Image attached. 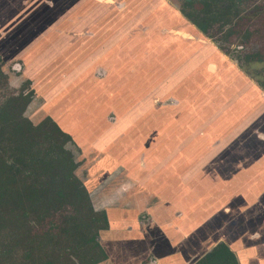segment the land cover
<instances>
[{
    "label": "rangeland",
    "instance_id": "obj_1",
    "mask_svg": "<svg viewBox=\"0 0 264 264\" xmlns=\"http://www.w3.org/2000/svg\"><path fill=\"white\" fill-rule=\"evenodd\" d=\"M12 1L0 0V58L9 86L16 91L24 88L30 94L31 100L24 115L35 124L51 118L72 136L67 148L74 152L76 175L83 182L95 209L103 210L107 205L111 207L107 208L110 212L109 209L134 205L129 208L131 215L124 221L121 213L115 223L111 225L109 221V227L100 232V241L108 255L105 261L110 262L99 264L122 262L128 254L127 258L145 256L142 264H149L161 254L162 243L159 241L168 238L171 242L183 236L182 211L188 213L191 223L189 236L194 237L190 241V246L195 249L191 256L192 252L194 255L204 251L203 247L200 250L195 244H203L208 237L205 230L219 226L228 215L222 210L224 216L216 215L217 219L213 217L207 225H199L204 216L212 217L219 206L216 202L222 193L213 194V191L220 185L209 180L198 182V178L203 177L198 176L196 166H192V158L197 157L195 149L189 154L181 153V148L179 152L173 151L172 164L159 167L157 174H152L155 169L153 161L157 159L158 163L167 152H156L160 153L157 156L153 150H148V145L139 137L152 142L156 138L149 133L136 134L133 128L148 129L151 109L164 110L165 104L181 106L185 97L196 95L202 113L209 112L208 116L212 115L214 119H210L215 123L211 129L206 127L207 134L203 140L188 136L191 138L187 137L186 142H191V145L187 147L191 148L197 142L207 146L221 134V130L227 129L228 123L235 120L236 116L232 115L219 122L217 115L236 114L231 107L225 109V106L230 98L235 100L239 90L248 91L243 94H249V97L248 100L239 98L235 102L238 105L235 111L241 114L249 110L247 114L251 120V111L255 107L251 98L259 99V94L264 93V0H248L241 6L242 19L236 27L238 33L223 42L231 47V56L234 57L223 53L213 40L182 15L181 8L187 0H124L125 8L107 6L96 0H46L38 11L40 23L28 22L27 18L33 15L28 17L26 14L21 22H17L23 12L20 7L5 5ZM107 1L122 3V0ZM200 8L202 16H205L208 12L206 6L200 4ZM135 16L141 21H133ZM180 19L187 20L191 30L196 32L191 34L193 41L177 36V32H181ZM212 20L214 32L218 33V21ZM140 24L143 28L137 30ZM39 25V31L45 30V38L35 37ZM249 26L254 32L246 40L245 29ZM52 30L55 31V39L48 38L53 35ZM161 34L166 36L161 37ZM123 36L125 40L120 41ZM164 40L168 41L170 48L182 45L187 48L171 50L173 53L167 57L165 54L159 66H140L141 54L149 48L148 41L156 43L157 47L163 44L166 48ZM177 40L180 41L178 44ZM239 41L244 45H237ZM202 46L207 57L205 66H195L196 63L201 65L202 61L196 56L198 52L193 54L192 51ZM164 52L166 49L161 54ZM239 54L242 58H238ZM184 62L189 66H181ZM247 85L250 90L245 88ZM31 90L34 94L29 93ZM183 135H171L173 142H181ZM227 138L232 142L227 152H233L238 158L255 156L264 144L247 135ZM246 143L249 146L247 150L243 145ZM185 156L190 162L189 167L181 164ZM184 174L189 175L185 177L186 181ZM129 183L133 185L129 192L141 196L123 205L118 198L126 190L123 186L128 187ZM160 184H166L163 187L166 191L155 194L161 191L157 190ZM221 200L233 207L228 203L229 198ZM231 204L237 210L232 218H238V226L253 225L256 228L262 224L263 214H256V209L245 206L244 199L237 198ZM170 209L179 215L174 220L169 215ZM216 220L218 223L214 224ZM166 223L171 225L170 231ZM127 225L132 230L129 231ZM158 226L164 228L159 229ZM118 230L121 231L118 233ZM205 256L196 264H200Z\"/></svg>",
    "mask_w": 264,
    "mask_h": 264
},
{
    "label": "trees",
    "instance_id": "obj_2",
    "mask_svg": "<svg viewBox=\"0 0 264 264\" xmlns=\"http://www.w3.org/2000/svg\"><path fill=\"white\" fill-rule=\"evenodd\" d=\"M246 1L187 0L181 13L231 56V47L223 42L238 33ZM200 4L208 10L205 16ZM212 19L218 21V33ZM252 31L250 26L245 29L246 40ZM1 62L0 58V264L105 261L108 255L99 236L110 220L105 210L94 208L76 175L75 155L67 148L72 136L51 118L35 124L24 115L30 94L9 86ZM200 264L240 263L222 242Z\"/></svg>",
    "mask_w": 264,
    "mask_h": 264
},
{
    "label": "crops",
    "instance_id": "obj_3",
    "mask_svg": "<svg viewBox=\"0 0 264 264\" xmlns=\"http://www.w3.org/2000/svg\"><path fill=\"white\" fill-rule=\"evenodd\" d=\"M14 1H18V2H14ZM45 1L46 0H13L10 3H5V5L13 6V8L14 7L22 8L21 10L23 12L22 13L23 16L21 17V19L16 20L17 22H21L26 14L28 17L33 15L32 17L27 18L28 22L30 21L32 23L35 22L40 23L38 11L40 10V6H43L42 4L45 3ZM96 1L100 3H105V5L111 7L117 6L119 8L121 6L122 7L124 6L125 8L126 6V2L124 0H122V3H120L119 1H118L119 3H116L115 1H113V3L109 1L106 2V0H96ZM11 11L12 13L14 12L13 9ZM31 12L33 14H31ZM180 18L185 19L182 16H180ZM132 20L137 22L141 21L140 19H138L137 16H135L134 19L132 18ZM188 23L189 22H187V20H181V24H180L181 32L196 34V32L191 30ZM39 28H41L40 25L37 26V30L35 31L37 32L36 34L37 36L35 37L45 38L46 37V36L44 37L45 30L39 31L38 30ZM140 28H143L141 24L137 26V30H140ZM156 28L158 29L157 26ZM52 32L53 35L52 36L49 35L48 38L55 39L56 37V34L54 33L55 31L52 30ZM164 36L166 35L161 34V37ZM177 36L187 41H193L194 39V38L184 37L180 34H178ZM179 37L178 39L180 40ZM121 40H125L124 36L120 39V41ZM179 40H177V44L180 42ZM148 42H150L148 43L149 48L147 51L142 52L141 54L142 58L139 61L140 66H153V65L159 66V63H162L164 61L162 57L165 54L167 57L169 56L168 55L169 53H173V51L171 50L187 48V47H183L182 45L183 43L180 44L182 46H178L181 48L178 47L170 48L168 46V41L166 40H164V45L166 48H163L162 43L161 46L157 47L156 43H154L156 44L154 45L152 41H148ZM43 45H44V41H43ZM163 49H166V52L161 54ZM192 52L193 54L194 52L195 53L198 52L196 56H198L200 62L202 61L201 65L196 63L195 66H205L207 57L203 50V46L196 48ZM189 53L190 52L188 51L187 54ZM171 61L173 63V60ZM184 63L185 64H182L181 66H189L186 62ZM243 77H245V75H243ZM139 78H141L140 74H139ZM245 88L250 90L249 85L245 86ZM238 92L241 93L238 94ZM238 92H236L235 100L233 101V98H230L228 104L225 106V109L231 107V109H233L236 114L228 115L227 113H225V117L223 115L220 117L217 115V118H220L219 122H222L223 118L227 119L228 116H232V115L233 117L234 115L236 116L235 120L231 121L232 123L231 122L228 123L227 125L229 126L227 127V129L221 130L220 131L221 134L218 137H214V139H212V141L209 144H207V146L204 145V143L202 144L197 142V143H193V146L191 148L187 147L191 145V142H186L187 141L186 138L188 136H195L194 139L203 140V137H205V134H207L206 127L211 129L213 124L215 123L214 120H211L212 118L214 119V117L212 115L208 116L209 112L205 111L202 113L198 105L200 104V100L196 99L197 98L196 95L185 97V99L182 100L181 106L176 105L174 107L173 105L165 104L164 110L161 108L151 109L152 113L148 115L149 130L144 128L141 129L142 127H138V129L142 131L140 132L139 130H137L136 127L133 128L136 134L137 132H139L140 134L149 133V135H152V137L156 138L154 141L157 140V142L154 141L152 142L147 138L141 136L139 137L142 143L148 145V150H153L157 156H159L160 153H156V152H160V151L167 152L158 163H157V159L153 161V165H154L153 168L155 169L152 171V174L156 175L159 167L172 164L174 160V155L172 153L173 151L179 152L180 151L179 148H181V153L189 154L191 150L195 149L197 153V157L192 158L191 161L192 166L195 165L196 166L195 168L198 170L197 171L198 176L203 177V178H198V182L206 183V181L208 182L209 180L210 182H216L220 185V187L216 186L213 192V194L222 193V196H219L216 202L219 204V206L215 208L212 217L204 216L203 222L202 223L199 222V225L201 224H203V226L207 225V223L210 220H212L213 217H216L217 219L216 215L224 216V214L221 212L222 210L224 211V213L228 214L222 220L219 217L218 221L220 222L221 220L219 226L214 227L213 229L210 230H205L207 231L206 236H208L206 237V241L204 239L203 244L201 243L198 245L195 244L197 247H199L200 250L203 247L204 251H199L194 255H193L194 252H192V256H191V251L195 249L190 246V241L194 237L189 236L190 234L189 227L191 226V223L189 220L188 213L187 211L185 213L184 211H182L181 219L184 225L181 228V230L183 232V236L176 237L171 242H169L168 238H166L165 241H159V243H162L160 245V247H162L161 254L155 256L152 259V261L149 262V264H196L198 259H201L209 251H211L217 244H220L222 242H225L235 252L240 264H264V144L262 145L263 147H261L257 151L255 156L250 155L244 158L243 157L238 158L236 157V155H234L233 152L231 153L227 152L228 145L232 143L228 141L227 137H232V136L239 137V136L247 135L249 138L251 137L252 140H258L261 143H264V93H262V95L259 94L261 96V98L259 99L258 98L255 99L254 96L253 98H251V100H253V103L255 104V107L251 111L252 112L251 115L253 117H251L250 120V116H248L247 114L249 110L246 112H242L241 114H239V111H235L236 108L238 107V105L235 102L238 101L239 98H244V100L246 99L248 100L249 97V94L245 96V94L248 93V91L246 90H239ZM155 105L156 107H158L157 103ZM220 106H222V104ZM210 117L212 118L210 119ZM208 121L209 124H207ZM202 125H207V126L202 127ZM186 126H187V130H185ZM180 133L182 135L184 134L183 138L181 139V142L178 143L173 142V138L171 137V135L180 134ZM189 138L191 137H188V139ZM243 145H246V150H247L249 147L248 143ZM235 149H237V145ZM221 154L227 157L223 158ZM186 156L182 157L181 164L182 165L186 164L189 167L190 162H187ZM154 162H156L157 164L155 165ZM143 166H145V164ZM187 173L188 172L185 171V174ZM185 174L183 175L184 178L185 177L188 178L189 175H185ZM187 178H185L184 180L186 181ZM118 184L121 185L120 183ZM165 185L166 184H160V186L162 187L159 186L157 190L160 189L161 191L155 194L166 191L163 188ZM128 187L129 189L127 191ZM128 187L123 186V188H125L126 190L123 191L122 196H119L118 198V200L121 201L123 205L130 204L133 198L137 200V198L139 199V197L141 196V195H137L136 193L129 192V190L133 188V185H130L129 183ZM221 198H223L224 200L229 198L228 203L230 206L233 207L227 206L226 201L221 200ZM237 198L244 199L246 201L245 206L253 207L254 209H256L255 211L256 214L257 213L263 214V216L261 217L262 224H260V226L254 228L252 227L253 225L250 227H248L247 225H242V226L237 225L236 222L238 221V218H236L235 220L234 218H232L234 214H237V210H235L236 208H234V205L231 204V201L232 200L235 201L237 200ZM133 206L134 205H132L131 203L130 206L128 207H123L121 209L116 208L114 210L109 209L110 212H108L107 208H111V207L104 205L103 210L107 212L110 223L112 225L117 221L121 213H123L121 214L123 221L125 220V218H127L128 215H131L129 208ZM245 206L243 205L244 207L243 209H245ZM173 214H174V210L170 209L169 215L172 216L171 219L174 220L175 216H179L178 213H175L174 215ZM218 221L216 220L214 224L218 223ZM165 225L166 227L169 228L168 231H170L171 225H169L168 223H166ZM126 227L128 229L129 226L127 225ZM158 228L162 229L164 227L161 228L158 226ZM177 229H179V227ZM128 230L130 231L132 229L129 228ZM163 230L165 231V235H167L168 233H166L167 232L166 229ZM120 231L121 230H118V233ZM152 234L155 235L153 232ZM118 237L120 240L122 239L120 236ZM128 255L125 257L123 256L124 261L123 260L122 262L119 261V263L117 261L116 264H142L143 261H145L144 260L145 256H135V257L131 256L127 258ZM104 262H110V260Z\"/></svg>",
    "mask_w": 264,
    "mask_h": 264
},
{
    "label": "water",
    "instance_id": "obj_4",
    "mask_svg": "<svg viewBox=\"0 0 264 264\" xmlns=\"http://www.w3.org/2000/svg\"><path fill=\"white\" fill-rule=\"evenodd\" d=\"M177 33L180 34V35H182V36H184V37L193 38V36L190 33H183V32H179V31Z\"/></svg>",
    "mask_w": 264,
    "mask_h": 264
},
{
    "label": "bare ground",
    "instance_id": "obj_5",
    "mask_svg": "<svg viewBox=\"0 0 264 264\" xmlns=\"http://www.w3.org/2000/svg\"><path fill=\"white\" fill-rule=\"evenodd\" d=\"M68 112V111H67ZM214 192V191H213ZM198 240V239H197ZM196 242V241H195ZM193 244V243H192ZM197 247V246H196ZM183 263V262H182Z\"/></svg>",
    "mask_w": 264,
    "mask_h": 264
}]
</instances>
